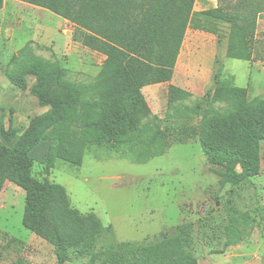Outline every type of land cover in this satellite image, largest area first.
I'll use <instances>...</instances> for the list:
<instances>
[{"label": "trees", "instance_id": "trees-1", "mask_svg": "<svg viewBox=\"0 0 264 264\" xmlns=\"http://www.w3.org/2000/svg\"><path fill=\"white\" fill-rule=\"evenodd\" d=\"M19 1L70 21L73 40L105 59L94 81L78 84L67 78L66 68L29 48L14 55V67L8 72L12 83L26 90L28 77H35L31 94L48 109L24 130L17 126L13 109L8 126L0 119V194L6 181L25 190L23 225L53 245L57 264L74 257L87 258L90 264H199L192 251V223L161 238L116 241L96 213H83L72 205L64 185L35 177V155L44 146L41 161L47 168L58 160L81 166L87 145L142 143L147 132L142 121L151 114L143 88L173 79L187 30L217 35L218 24H226L228 58L264 60L257 36L264 0H218L216 7L200 11L195 10L197 0ZM4 5L0 0V10ZM191 95L171 84L168 106ZM211 101L225 102L229 109L218 113L208 101L198 131L200 145L210 163L225 169L219 173L223 184L241 185L262 169L264 98L251 99L248 87L224 77L217 80ZM159 133L151 136L152 144L160 141ZM250 220L234 210L224 227L223 250L215 252L239 243Z\"/></svg>", "mask_w": 264, "mask_h": 264}, {"label": "rangeland", "instance_id": "rangeland-1", "mask_svg": "<svg viewBox=\"0 0 264 264\" xmlns=\"http://www.w3.org/2000/svg\"><path fill=\"white\" fill-rule=\"evenodd\" d=\"M215 5L218 0H198L197 6ZM73 30L70 21L48 9L5 1L0 10V119L7 126L12 109L20 130L48 109L31 94L35 77H28V88L22 90L8 76L14 55L22 49L59 63L73 82L95 80L105 56L74 41ZM228 32L226 24H218L217 35L187 30L173 79L143 88L151 114L142 121L147 131L142 143L133 147L90 144L81 166L58 160L53 168L41 161L43 146L35 155V177L64 185L72 205L83 213H96L116 241L161 238L192 223V251L199 264H264V141L260 174L236 186L223 184L219 173L225 169L207 160L199 142L204 108L212 102L218 79L227 77L248 87L251 99L264 98V60L228 58ZM257 33L258 47L264 52V15L258 19ZM171 84L192 95L169 107ZM200 100L204 104L196 113ZM211 108L221 113L229 106L213 101ZM157 130L161 138L154 145L151 136ZM25 196L24 189L6 181L0 194V264H57L53 245L23 225ZM234 210L251 220L239 243L217 253L227 241L224 227ZM66 264L90 263L74 257Z\"/></svg>", "mask_w": 264, "mask_h": 264}, {"label": "crops", "instance_id": "crops-1", "mask_svg": "<svg viewBox=\"0 0 264 264\" xmlns=\"http://www.w3.org/2000/svg\"><path fill=\"white\" fill-rule=\"evenodd\" d=\"M6 1V0H5ZM196 4L198 5V0L196 1ZM195 4V10H198V11H200V10H205V9H208L207 7H202V6H197ZM216 6V5H215ZM264 15V14H263Z\"/></svg>", "mask_w": 264, "mask_h": 264}]
</instances>
